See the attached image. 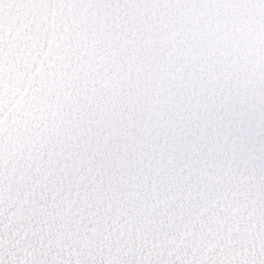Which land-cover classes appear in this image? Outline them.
<instances>
[{
	"label": "snow or ice",
	"instance_id": "obj_1",
	"mask_svg": "<svg viewBox=\"0 0 264 264\" xmlns=\"http://www.w3.org/2000/svg\"><path fill=\"white\" fill-rule=\"evenodd\" d=\"M0 264H264V0H0Z\"/></svg>",
	"mask_w": 264,
	"mask_h": 264
}]
</instances>
